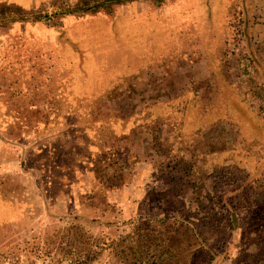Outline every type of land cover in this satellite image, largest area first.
Listing matches in <instances>:
<instances>
[{"label": "rangeland", "instance_id": "374dc122", "mask_svg": "<svg viewBox=\"0 0 264 264\" xmlns=\"http://www.w3.org/2000/svg\"><path fill=\"white\" fill-rule=\"evenodd\" d=\"M0 3V264H264V0Z\"/></svg>", "mask_w": 264, "mask_h": 264}, {"label": "crops", "instance_id": "0c3cea01", "mask_svg": "<svg viewBox=\"0 0 264 264\" xmlns=\"http://www.w3.org/2000/svg\"><path fill=\"white\" fill-rule=\"evenodd\" d=\"M4 4V3H0ZM16 7V6H14ZM19 9V7H17ZM21 10V9H19ZM22 11V10H21ZM24 12V14H26L24 17H20V18H12L10 21V24L8 25L9 27L7 28H3L2 26H0V87L5 86V88H7L8 90L3 92L0 91V115L6 113L8 110V103L4 102L2 100V96H8L9 99H17V102L21 103L22 101L19 98H26L27 100H29L30 98H34L35 96H37L38 91L40 90V88L42 87V85H44V83L47 81L46 75H33V73H30L29 69L31 66H35V65H44L46 64V54L44 53V57L40 58L39 61H37L34 57H33V51H35V49L37 48L38 50L43 49V51H47V53H49L50 47L47 46L46 44L44 45L42 42H34V40L31 37V35H7V36H13L14 41L13 42H7L5 41V39L7 38L6 34L8 32V29L11 28V25L15 22L21 23V22H30L27 19H25V17H30L31 11L26 12V11H22ZM25 19V20H23ZM32 23V22H31ZM41 23V22H40ZM6 30V31H4ZM21 37L25 38L24 40L30 39L32 40V42L29 40H27L26 42H22V41H18ZM27 37V39H26ZM9 38V37H8ZM15 43V44H12ZM14 46V47H13ZM19 48V50H18ZM18 51V53L20 51L24 52L22 53V56H18L17 54H15V51ZM34 60V61H33ZM18 62H21V64H18V67L16 68H10V65H15ZM20 67H25L24 69H22V71H20ZM23 72V73H21ZM50 80V79H48ZM2 82H6L8 85H4L1 83ZM20 90V91H17ZM32 94V95H31ZM45 95L43 94L42 96H39V99L44 100L45 99ZM10 104V103H9ZM36 107H34L33 111L30 109H25L23 111H21L24 114L30 115L31 113L36 112L35 109ZM30 120V118H29ZM60 126H62V122L59 123ZM44 126L46 127V124L40 126V128H44ZM63 127H66V124L63 125ZM59 137H61V135H59ZM47 142V141H45ZM45 142H43L45 144ZM17 144V143H14ZM9 145V144H7ZM13 143H11L9 146H12ZM29 175V174H28ZM76 176H77V172H76ZM30 178H31V174H30ZM36 190H33V192H35ZM29 192V191H28ZM43 197V196H42Z\"/></svg>", "mask_w": 264, "mask_h": 264}, {"label": "trees", "instance_id": "16d2710c", "mask_svg": "<svg viewBox=\"0 0 264 264\" xmlns=\"http://www.w3.org/2000/svg\"><path fill=\"white\" fill-rule=\"evenodd\" d=\"M88 11V9H86V11L85 10H82V14H86L87 15V13L89 14V13H97L98 11L96 10H91L92 12H87ZM65 15H68V16H75V15H77V12L76 11H69V12H66V13H64ZM64 15V16H65ZM25 19H27L26 17H25ZM25 19H23V20H25ZM37 20H39V19H33V20H31L32 22H35V21H37ZM58 25L59 26H61L60 25V23H58ZM51 27H54V26H52L51 25ZM27 38V37H26ZM20 39H22L21 41H23L25 38H20ZM20 39L18 40V41H20ZM27 40H29V42H30V39H27ZM23 42H26V40H24ZM12 44H15V43H12ZM14 47V46H13ZM15 54H17L18 56H21L22 55V53H24V52H22V51H20L19 53H18V51L16 50L15 52H14ZM18 64L20 65L21 64V62H18L17 64H15V65H10V68H16V67H18ZM67 91H69V89L67 88H63V92H61V89L58 91V97L59 98H63L62 97V95H64V99H66V100H68V94H67ZM70 96V95H69ZM73 102V101H72ZM52 118H54V116L52 117ZM51 118V119H52ZM57 118H60V117H57ZM49 120H50V118H49ZM89 139V138H88Z\"/></svg>", "mask_w": 264, "mask_h": 264}]
</instances>
